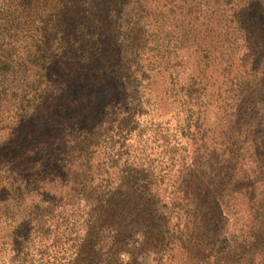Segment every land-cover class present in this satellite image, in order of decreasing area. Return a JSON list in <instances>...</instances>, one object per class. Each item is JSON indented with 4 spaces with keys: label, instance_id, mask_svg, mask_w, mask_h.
Here are the masks:
<instances>
[{
    "label": "trees",
    "instance_id": "trees-1",
    "mask_svg": "<svg viewBox=\"0 0 264 264\" xmlns=\"http://www.w3.org/2000/svg\"><path fill=\"white\" fill-rule=\"evenodd\" d=\"M0 264H264V0H0Z\"/></svg>",
    "mask_w": 264,
    "mask_h": 264
},
{
    "label": "rangeland",
    "instance_id": "rangeland-1",
    "mask_svg": "<svg viewBox=\"0 0 264 264\" xmlns=\"http://www.w3.org/2000/svg\"><path fill=\"white\" fill-rule=\"evenodd\" d=\"M211 1V0H210ZM176 5H182V7H177L176 9H174V12H177V16L176 19L174 20V22H176V24L178 25V30H181L185 25L188 24L189 21V17L185 16V12L187 11V5L184 2H180L177 1ZM203 5H205V8L207 7V4L203 3ZM219 12V11H218ZM226 12H235L234 10H230L227 9V7H223V10H220L219 13L214 14L216 17V21L213 23H210L208 25V22H206L203 26L200 27V39H202L205 43L207 44H216V43H222L224 42L227 38H230L231 34L228 35V33L226 32V28H223V26L225 27V23L224 24H219L217 21V18L220 16H224ZM242 13V11H237L235 13V19L237 18L238 15H240ZM224 14V15H222ZM228 19H231L228 18ZM234 19V18H232ZM233 24H235V22H233ZM233 26V25H232ZM227 33V35H226ZM175 35V34H172ZM198 39V38H197ZM179 57L178 60H182L183 62L187 61L188 59H190L191 57L189 56V52L186 50L180 51L179 52ZM192 60V59H190ZM170 107V103L166 100V98L161 101V104L159 105L158 109L156 110V119L159 118H163L167 116V112L169 110ZM234 210V211H233ZM228 217L232 218L233 221H239V224H237V226L234 225L233 221L225 223V220L227 217H223L221 220V224L219 226H215L216 228H210L211 226H209L208 231H206L205 233H201L202 238L201 240L205 243V242H210L212 235L216 232L217 236L219 238V242H218V247L220 248L221 246L224 245L225 241L227 240L228 236L232 233L235 232H241L242 228H241V222L243 221V217L244 215L242 214L243 212L239 211L237 208L236 209H231L229 208V206H227V208L224 209L223 211V215L228 214ZM211 225H213L212 223H210ZM237 227V229H236ZM208 252V251H207Z\"/></svg>",
    "mask_w": 264,
    "mask_h": 264
}]
</instances>
